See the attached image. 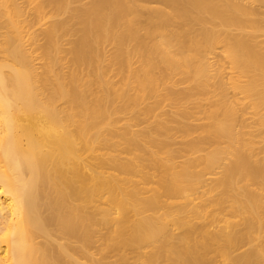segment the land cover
<instances>
[{"label": "bare ground", "instance_id": "6f19581e", "mask_svg": "<svg viewBox=\"0 0 264 264\" xmlns=\"http://www.w3.org/2000/svg\"><path fill=\"white\" fill-rule=\"evenodd\" d=\"M0 264H264V0H0Z\"/></svg>", "mask_w": 264, "mask_h": 264}, {"label": "rangeland", "instance_id": "374dc122", "mask_svg": "<svg viewBox=\"0 0 264 264\" xmlns=\"http://www.w3.org/2000/svg\"><path fill=\"white\" fill-rule=\"evenodd\" d=\"M108 47H109V48H112L111 45H109ZM168 103H169V102H168ZM168 103H167V105H168ZM167 105H166V107L169 106L168 108H170V105H168V106H167ZM124 121H125V119L123 120V122H124ZM136 127H138V126H136Z\"/></svg>", "mask_w": 264, "mask_h": 264}]
</instances>
